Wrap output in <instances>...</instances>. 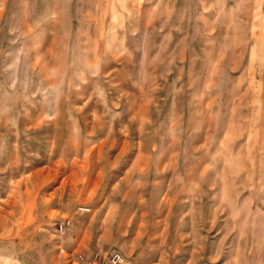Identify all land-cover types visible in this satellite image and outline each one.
Listing matches in <instances>:
<instances>
[{"label": "rangeland", "instance_id": "1", "mask_svg": "<svg viewBox=\"0 0 264 264\" xmlns=\"http://www.w3.org/2000/svg\"><path fill=\"white\" fill-rule=\"evenodd\" d=\"M218 13L0 0V264H264V22Z\"/></svg>", "mask_w": 264, "mask_h": 264}, {"label": "crops", "instance_id": "2", "mask_svg": "<svg viewBox=\"0 0 264 264\" xmlns=\"http://www.w3.org/2000/svg\"><path fill=\"white\" fill-rule=\"evenodd\" d=\"M209 5L218 8L225 22L233 23L239 39L253 37L254 31L249 24L264 22V0H208ZM213 3V4H212ZM251 13L248 14V8ZM252 27V26H251ZM255 37H258L255 35ZM259 134V133H257ZM264 141V133L262 134Z\"/></svg>", "mask_w": 264, "mask_h": 264}, {"label": "built area", "instance_id": "3", "mask_svg": "<svg viewBox=\"0 0 264 264\" xmlns=\"http://www.w3.org/2000/svg\"><path fill=\"white\" fill-rule=\"evenodd\" d=\"M79 210L85 211L86 209L81 207V208H79ZM108 260H109L110 264H120L122 262L121 256L119 254H117V253L111 254L109 256Z\"/></svg>", "mask_w": 264, "mask_h": 264}]
</instances>
